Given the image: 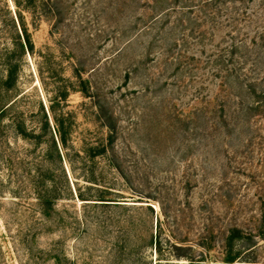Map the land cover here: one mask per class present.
Returning <instances> with one entry per match:
<instances>
[{
	"label": "rangeland",
	"instance_id": "rangeland-1",
	"mask_svg": "<svg viewBox=\"0 0 264 264\" xmlns=\"http://www.w3.org/2000/svg\"><path fill=\"white\" fill-rule=\"evenodd\" d=\"M167 6L0 0V106L13 102L9 115L39 136L9 139L49 164L62 193L48 219L31 198L0 193V264H264V239L256 263L224 252L230 227L264 224V0L228 3L232 20L156 19ZM100 105L119 138L90 158L107 136Z\"/></svg>",
	"mask_w": 264,
	"mask_h": 264
},
{
	"label": "trees",
	"instance_id": "trees-1",
	"mask_svg": "<svg viewBox=\"0 0 264 264\" xmlns=\"http://www.w3.org/2000/svg\"><path fill=\"white\" fill-rule=\"evenodd\" d=\"M232 1L233 0H174L172 1L173 3H168V0H156L160 7H166L168 5L163 11H157L158 15L156 19L165 15L168 16L171 12H178L187 16L188 19H192L190 18L191 16L200 17V15H205L215 20L216 14H221V12L224 11L226 12L225 14L230 15H227V17H230V20H232L233 16H231V14L234 13V9L228 6V3ZM51 6L55 8L56 5ZM22 32L25 36L28 48H33V43L27 28L23 27ZM235 49V45H232V49H227V47L222 49L220 62L226 69L227 63L233 64L234 61L231 58L228 60L224 57H226L227 51L234 55ZM226 60L228 62H226ZM233 76L237 77V75L234 74V70L228 72L226 81L229 79L231 81ZM16 77L17 69H8V78L6 80L7 88L16 80ZM12 104L13 102L10 105L0 106V193L6 192L5 190L8 189L10 194H13L14 197L31 198L35 202L34 205L37 206V211L41 214L42 218L48 219L54 214L55 204L62 194L61 189L55 184L53 171L49 167V164H34V162L28 161L17 155L9 139L10 133H14L26 139L39 136L32 129H28L26 120L22 116L15 114L9 115L13 107ZM100 110L101 118L107 127V136L102 143L88 148L87 155L90 158L106 154L111 149L113 150L119 138V129L114 115L102 109L101 105ZM5 118H7V122L4 123L6 120ZM4 170L8 171L7 178L3 175ZM79 198L82 200H105L101 198H86L83 197L82 194H80ZM148 206L152 211L154 210L151 205ZM41 232L42 227H38L36 231L34 230L32 236L35 237ZM159 236L160 235H153L151 237V242H156L157 252L161 251V237ZM259 239H264V224L260 227L258 232L246 231L239 226L230 227L225 242V261L229 263H233L237 260L250 263L259 262L257 251ZM173 246L180 249V246ZM173 256L187 257L188 255L174 252ZM53 258L59 261L58 253H54ZM188 259L192 260V264H196L197 262L194 258L189 257Z\"/></svg>",
	"mask_w": 264,
	"mask_h": 264
}]
</instances>
